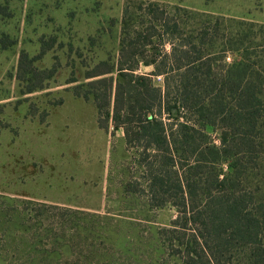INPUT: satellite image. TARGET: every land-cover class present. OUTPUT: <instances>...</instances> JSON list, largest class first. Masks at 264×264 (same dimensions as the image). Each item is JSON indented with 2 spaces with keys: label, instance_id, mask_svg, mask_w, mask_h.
I'll list each match as a JSON object with an SVG mask.
<instances>
[{
  "label": "rangeland",
  "instance_id": "obj_1",
  "mask_svg": "<svg viewBox=\"0 0 264 264\" xmlns=\"http://www.w3.org/2000/svg\"><path fill=\"white\" fill-rule=\"evenodd\" d=\"M151 1L223 16L226 30L238 28L229 20L264 24V0H0V264H212L210 256L246 264L242 248L224 250L217 263L195 247L203 231L185 224L172 203L182 201L175 176L162 154L146 151L152 135L138 133L151 113L129 110L128 79L117 70L122 18L127 5ZM152 70L141 63L134 73L163 89ZM176 114L156 112L173 129ZM204 129L205 143L220 146L222 129ZM207 167L197 177L213 174ZM156 173L164 187L153 186Z\"/></svg>",
  "mask_w": 264,
  "mask_h": 264
},
{
  "label": "trees",
  "instance_id": "obj_2",
  "mask_svg": "<svg viewBox=\"0 0 264 264\" xmlns=\"http://www.w3.org/2000/svg\"><path fill=\"white\" fill-rule=\"evenodd\" d=\"M5 11L6 5L0 3V14ZM225 21L223 16L181 5L169 10L156 1L129 4L122 18L117 70L119 79H128L123 91L130 112L138 105L151 113L138 125L142 129L138 133L152 135L146 151L155 157L162 154L166 172L175 176L182 201H171L185 212V224L195 222L203 231L195 247L209 249L217 263L223 261L224 250L242 248L246 264H264V40L257 42L264 38V24L229 20L238 28L226 30ZM159 27L162 34L157 33ZM256 47H263L261 53ZM128 53L134 57L130 62L125 59ZM229 53L236 55L231 64L225 62ZM141 63L153 66L151 74L164 78L163 89L148 84V76L134 73ZM111 71L109 66L103 73ZM120 90L119 81L116 93L124 99ZM149 90L152 101L146 98ZM163 109L171 114L176 109L173 117L179 127L173 129L156 115ZM207 125L222 129L220 146L205 143ZM127 141L131 142L128 136ZM207 152L214 158L207 160ZM209 163L213 174L197 177ZM153 180L154 187L165 186L158 184L163 183L160 173ZM201 182L203 186L198 185Z\"/></svg>",
  "mask_w": 264,
  "mask_h": 264
},
{
  "label": "water",
  "instance_id": "obj_3",
  "mask_svg": "<svg viewBox=\"0 0 264 264\" xmlns=\"http://www.w3.org/2000/svg\"><path fill=\"white\" fill-rule=\"evenodd\" d=\"M176 113V110L174 109V114Z\"/></svg>",
  "mask_w": 264,
  "mask_h": 264
}]
</instances>
